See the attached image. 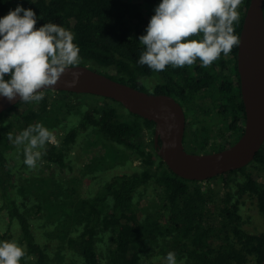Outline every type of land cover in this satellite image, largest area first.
<instances>
[{
	"label": "trees",
	"instance_id": "trees-1",
	"mask_svg": "<svg viewBox=\"0 0 264 264\" xmlns=\"http://www.w3.org/2000/svg\"><path fill=\"white\" fill-rule=\"evenodd\" d=\"M160 2L0 0V18L17 5L32 9L37 28L54 23L74 34L80 64L146 91L142 78L154 76L150 92L170 94L183 106L186 150L222 149L241 135L245 122L238 45L207 68L199 60L190 67L167 66L161 72L140 65L144 46L139 36L146 34ZM248 4L249 0H242L238 8L240 19L234 24L238 37ZM44 93L39 103L20 100L0 113V226L6 231L17 227L16 236L8 235L25 251L20 264H56L54 257L58 264H143L144 256L154 249L174 252L184 264H264V230L245 228L241 213L242 199L247 197L264 220V142L247 165L191 180L174 173L157 153L153 120L120 112L107 101L112 98L100 95L90 94L105 99L103 104L78 110L79 102L76 105L72 100L85 93L52 89ZM52 93L55 99L49 97ZM76 110L81 112L80 120L66 127L67 116ZM37 123L62 134L56 136V144L41 149L36 167L19 186L17 174L29 167L24 163L23 146L11 143L8 133L15 139ZM88 130L123 146L140 163L130 172L113 174L85 196L70 185L65 197L57 177L72 169L69 152L79 134ZM104 165L99 153L84 168ZM216 177L220 183L211 184ZM136 193L142 198L135 199ZM36 216L43 218V225L54 222L58 228L54 256L32 228Z\"/></svg>",
	"mask_w": 264,
	"mask_h": 264
},
{
	"label": "clouds",
	"instance_id": "clouds-1",
	"mask_svg": "<svg viewBox=\"0 0 264 264\" xmlns=\"http://www.w3.org/2000/svg\"><path fill=\"white\" fill-rule=\"evenodd\" d=\"M242 0H161L154 9L146 34L139 36L144 50L138 63L155 72L167 66L210 67L221 54L227 56L240 38L234 34ZM36 13L20 5L0 18V96L9 102L39 103L44 89L53 88L70 66L79 64V47L74 34L47 23L37 28ZM81 73L72 72L75 85ZM8 76V79H5ZM147 86L146 81H141ZM23 146L24 163L35 168L46 144H56L54 134L37 123L24 129L13 140ZM24 249L15 241H0V264H20ZM166 264H177L176 254L168 252Z\"/></svg>",
	"mask_w": 264,
	"mask_h": 264
},
{
	"label": "water",
	"instance_id": "water-1",
	"mask_svg": "<svg viewBox=\"0 0 264 264\" xmlns=\"http://www.w3.org/2000/svg\"><path fill=\"white\" fill-rule=\"evenodd\" d=\"M264 0H249L239 34L237 70L245 109L241 135L228 146L191 152L183 143L185 113L167 93H154L113 79L85 64L70 66L52 90L91 93L120 102L128 111L155 122L154 145L167 166L181 177L203 180L247 165L264 142ZM72 72L81 73L74 86ZM46 90V89H44ZM20 101L0 96V113Z\"/></svg>",
	"mask_w": 264,
	"mask_h": 264
},
{
	"label": "rangeland",
	"instance_id": "rangeland-1",
	"mask_svg": "<svg viewBox=\"0 0 264 264\" xmlns=\"http://www.w3.org/2000/svg\"><path fill=\"white\" fill-rule=\"evenodd\" d=\"M142 79L143 81L147 82L146 87L148 91H151V88H153L154 84L156 83V78L154 76H150ZM90 94L91 93H85L80 95V101L77 99L72 100L74 103H76V105L79 102L77 106L78 110L81 108L85 109L90 105H101L105 102V99ZM49 97L51 99H55L56 95L52 93V95H49ZM107 101L114 104V106L120 112L123 111L124 113L130 115L129 111L118 101L113 99H109ZM78 110L73 111L72 114L67 116L66 120L68 122L65 124L66 127H71L80 120L81 112ZM207 120L209 121L210 118L207 117ZM52 133L54 134L55 138L60 133L62 134L60 131H53ZM146 137L149 138L148 133H146ZM11 143L13 142L11 141ZM15 146L19 148V146ZM69 153L72 169H66L65 171H62V173H60L57 177L60 186L59 191L62 192L65 197H67L66 194L69 191L68 187L70 185L77 186V194L80 196H85L93 193L96 190L98 184L104 182L113 174L123 171L130 172L132 171L133 167L140 163V160L123 146L112 144L104 139L98 138L90 130L81 132L79 134L77 142ZM99 153L102 154V157H104L105 165L102 167L96 166L92 170L84 168V165L89 163L90 159ZM31 171V168H26V171L19 172L17 174V183L19 186H22V181L25 175ZM36 173L38 175L47 174L46 172L42 171H36ZM210 183L217 185L220 183V178L216 177L210 181ZM147 191L150 192L151 189L148 188ZM140 197L142 198L139 193L135 194V199ZM144 198L146 197L144 196ZM144 198L142 201L146 203ZM138 213L142 214L141 211H138ZM241 213L244 219L243 225L245 228L249 230H264V220L258 212L253 200L247 197L242 199ZM42 222L43 218L36 216V218L33 219L32 228L35 233H37L39 238H41V240L44 241V243L48 246L49 250L51 251V255L54 256V251L57 248V243L59 242V239L54 233L58 231V228L54 222H47L46 225H43ZM9 233H12L14 236H16L18 234L17 227H12L10 231H6L3 226H0V241H13V237H9ZM4 234H6V236ZM167 253L168 252L160 253L157 251V249H154L144 256L143 264H166L165 257ZM176 260L177 264H184L183 259ZM52 262L58 264V261L55 257Z\"/></svg>",
	"mask_w": 264,
	"mask_h": 264
},
{
	"label": "flooded vegetation",
	"instance_id": "flooded-vegetation-1",
	"mask_svg": "<svg viewBox=\"0 0 264 264\" xmlns=\"http://www.w3.org/2000/svg\"><path fill=\"white\" fill-rule=\"evenodd\" d=\"M183 107V106H182Z\"/></svg>",
	"mask_w": 264,
	"mask_h": 264
}]
</instances>
